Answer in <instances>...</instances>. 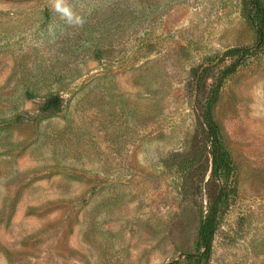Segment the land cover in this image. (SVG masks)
Returning a JSON list of instances; mask_svg holds the SVG:
<instances>
[{
  "label": "rangeland",
  "instance_id": "obj_1",
  "mask_svg": "<svg viewBox=\"0 0 264 264\" xmlns=\"http://www.w3.org/2000/svg\"><path fill=\"white\" fill-rule=\"evenodd\" d=\"M244 1L0 0V264H169L220 189L210 264H264V55L225 79L221 182L191 92L255 43Z\"/></svg>",
  "mask_w": 264,
  "mask_h": 264
},
{
  "label": "trees",
  "instance_id": "obj_2",
  "mask_svg": "<svg viewBox=\"0 0 264 264\" xmlns=\"http://www.w3.org/2000/svg\"><path fill=\"white\" fill-rule=\"evenodd\" d=\"M244 11L255 31L256 41L252 45H242L229 49L222 57L209 58L192 72L191 92L194 95L195 106L200 111L202 125L201 134L210 145L212 156V179L221 182L231 174L232 156L228 147L227 134L216 119V108L220 100L225 79L238 72L249 59L264 55V1L245 0ZM231 59V64L225 69L223 77L210 84L211 72L218 62ZM29 96H31L29 94ZM204 99V100H203ZM40 113L50 116L61 112L65 107V99L60 95H50L39 100ZM225 196L222 189L216 199L210 204L201 223L197 250L169 264H210L214 253Z\"/></svg>",
  "mask_w": 264,
  "mask_h": 264
}]
</instances>
